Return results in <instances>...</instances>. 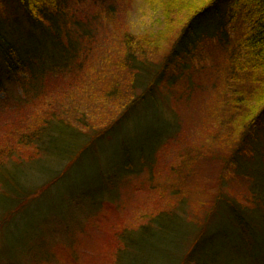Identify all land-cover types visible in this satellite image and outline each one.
<instances>
[{
  "label": "trees",
  "instance_id": "16d2710c",
  "mask_svg": "<svg viewBox=\"0 0 264 264\" xmlns=\"http://www.w3.org/2000/svg\"><path fill=\"white\" fill-rule=\"evenodd\" d=\"M107 1L101 0V5ZM81 3L88 1L0 0V91L6 96L2 102L15 93L9 103L14 113L33 108L37 112L35 118L21 116L12 129L18 132L11 142L9 137L0 138V264H15L18 257L26 258L28 264L79 263L78 234L69 223L75 215L71 203L55 201L70 241L63 255L45 254L35 241V231L20 230L22 223L31 229L29 209L59 180L49 178L33 187L26 178L42 171L68 174L76 163L98 152L99 143L115 134L124 121L136 120L140 106L156 110L162 85L183 86L191 65L193 73L200 71L199 53L208 43L224 52L214 71V88L221 82V114L216 116L217 129L210 132L213 145L235 143L228 146L230 152L225 148L224 169L245 164L242 157L254 153L260 139L257 130L264 124V0H159L171 23L168 28L173 29L174 15H179L178 21L180 13L184 15L177 36L172 38V31L127 33L121 49L100 45L105 40L95 34L94 21L99 14L87 16L91 29L75 10V5L83 8ZM19 19L29 25L26 38L16 37ZM122 79L125 90L119 87ZM8 81L14 82L9 91ZM57 82L66 86V93L47 96L48 88ZM158 135L154 133L151 139L157 140ZM203 143L192 149L203 153ZM133 166L125 165L121 174L134 173ZM251 174L243 206L230 201L225 193V197L218 194L215 198L232 222L229 234L221 237L218 224L210 225L213 206L206 212L205 205L208 220L203 223L189 219L184 205L174 209L170 205L153 216L145 215L147 221L139 226L117 229L107 263L102 260L100 264H264V171ZM118 178H102L96 190L89 187L81 197L111 198L114 188L110 185ZM182 218L188 220L185 225ZM154 234L162 238V244L152 239ZM141 241L154 247L155 259L151 253L141 255ZM226 245L233 251L228 257L222 254ZM236 256H242V261L236 262Z\"/></svg>",
  "mask_w": 264,
  "mask_h": 264
},
{
  "label": "rangeland",
  "instance_id": "374dc122",
  "mask_svg": "<svg viewBox=\"0 0 264 264\" xmlns=\"http://www.w3.org/2000/svg\"><path fill=\"white\" fill-rule=\"evenodd\" d=\"M87 1L88 3L80 4L82 9L75 5V10H79L78 17L90 27L87 16L99 14V20H94L97 22L95 34L101 41L105 40L100 44L105 48L108 45L123 48L122 39L127 33L139 36L172 31L171 37L175 38L180 30V22L184 19L182 12L181 21H178L179 15H174L173 29L168 28L167 25L171 26V23L159 5V0H108L104 6L101 5V0ZM18 23L20 30L16 37L26 38L30 34L27 21L19 19ZM163 41L171 45L169 41ZM112 53L111 57L114 56ZM222 54L224 56L220 46L214 43L204 45L199 53L200 71L193 73L191 65L186 72L189 74L183 81V86L164 84L160 88L157 99L163 112L153 110V106H140L141 111L136 120L121 127L122 131L114 135L111 133L110 139L107 137L100 142L102 146L96 154L88 157L87 161L76 163L68 174L55 176L54 173L44 174L43 171L40 174H30V178L26 180L33 187L49 178L55 181L56 178L53 177H59V180L55 181V185L47 194L40 196L36 202L37 206L29 209L32 214V221H29L31 229L28 223H22L20 230L25 233L35 231L38 239L35 241L42 245L45 254L53 252L57 256L63 255L70 241L65 232V224L60 220L63 214L57 215L58 205L55 201L71 203L74 205L75 215L69 223L78 234L77 251L78 256H81L78 264H100L102 260L107 263L108 255L114 246L113 233L117 229L128 224L139 226L147 221L143 219L145 215L153 216L170 205H174L172 209L178 204L184 205L189 219L203 223L208 220L204 218L205 205L206 212L213 206L211 217L214 218L211 219L210 225L218 224L217 233L219 232L221 237L229 234L232 222L228 216L223 215L225 212L216 205L215 198L218 194L225 197V193L230 201L243 206L242 199L248 194L251 172L264 171V127L257 131L260 133V139L258 145L253 147L254 153L248 152L242 157L245 164H233L224 169L223 159L225 154H228L225 148L230 152L232 147L228 146L235 143L225 146L226 142L223 141L213 145V136L209 137L210 132L215 129L216 116L220 117L221 114L218 106L221 100V90H218L221 82L214 88L217 80L214 71L221 65ZM160 60L161 58H156V61ZM187 83L190 86H186ZM13 84L11 81L6 82L7 91L12 89ZM65 87L62 82L53 83L47 90V96L66 93ZM119 87L126 89L124 79ZM5 97V92L0 91V138L2 135L9 137L7 140L11 142L18 132L12 129L17 127L21 116L24 115L25 118L33 115L35 118L37 112L33 108L23 114L14 113L9 104L12 97L4 103L2 101ZM172 125L179 128L174 127V132L165 137L163 144L156 146L155 156L153 154L154 165L151 169L149 168L153 164L152 160L147 166H143V172L142 169H136L138 172L121 174L125 165H134L136 168L148 161L152 156L150 150L156 145L151 136L154 133H162ZM175 131L176 136L168 140L175 135ZM207 138L208 141H205ZM203 141L206 145L203 153L192 149ZM208 142L212 146L207 145ZM219 147H222V150ZM101 173L105 175L101 177ZM115 176L119 178L116 184L110 185L114 188L111 198L107 195L100 198L81 197L89 187L96 190L102 178L113 180ZM182 220L184 225L188 221L184 218ZM152 239L162 244V238L158 234H154ZM139 250L142 256L151 253L153 259L158 255L152 253L154 247L145 241L140 242ZM232 252V248L227 245L222 249V254L227 257ZM242 259V256L235 257L236 262H241ZM14 263L28 264L24 257H18Z\"/></svg>",
  "mask_w": 264,
  "mask_h": 264
}]
</instances>
